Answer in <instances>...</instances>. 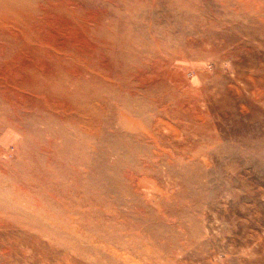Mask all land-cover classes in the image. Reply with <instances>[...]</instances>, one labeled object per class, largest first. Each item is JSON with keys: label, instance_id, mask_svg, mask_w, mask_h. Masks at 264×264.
I'll return each instance as SVG.
<instances>
[{"label": "rangeland", "instance_id": "rangeland-1", "mask_svg": "<svg viewBox=\"0 0 264 264\" xmlns=\"http://www.w3.org/2000/svg\"><path fill=\"white\" fill-rule=\"evenodd\" d=\"M0 264H264V0H0Z\"/></svg>", "mask_w": 264, "mask_h": 264}, {"label": "bare ground", "instance_id": "bare-ground-1", "mask_svg": "<svg viewBox=\"0 0 264 264\" xmlns=\"http://www.w3.org/2000/svg\"><path fill=\"white\" fill-rule=\"evenodd\" d=\"M38 208V207H37Z\"/></svg>", "mask_w": 264, "mask_h": 264}]
</instances>
